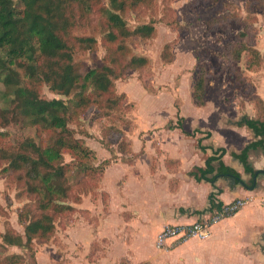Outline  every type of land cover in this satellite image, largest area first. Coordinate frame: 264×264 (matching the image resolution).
<instances>
[{
	"label": "rangeland",
	"instance_id": "1",
	"mask_svg": "<svg viewBox=\"0 0 264 264\" xmlns=\"http://www.w3.org/2000/svg\"><path fill=\"white\" fill-rule=\"evenodd\" d=\"M216 18L221 22L215 23ZM125 19L131 28L153 22L156 29L150 39L138 37L128 42V53L148 57L150 65L138 72L128 71L115 82L116 92L126 94L132 107H125L110 117L93 107L71 121L68 127L74 137L90 149L82 167L71 153L64 154V162L70 164L63 178L68 197L56 202L73 208L54 214L53 235L46 240L34 239L30 248L7 245L3 235L10 232L25 240V223L20 221V213L28 210L33 216H39L42 196L28 190L20 172H8L3 170L5 165L0 166V260L17 255L21 264H70L75 261L98 264L109 252L117 251L114 254L118 263L128 264V257L121 252L135 241L130 226L105 224L109 218L118 222V218L130 217L119 204L118 190H122L127 177L124 173L117 177L121 163L133 161L138 154H145L147 148L151 154L162 153L160 141L168 147H177V139L185 135L181 131L170 133V126L186 122L184 129L193 131L196 122H237L227 119L230 112L224 111L222 106L236 101L243 113L242 105H252L249 93L242 90L232 74H227V67H221L219 58L237 33L249 28L255 30L256 47L264 55V0H154L151 7L129 11ZM97 20L94 24H100L103 18ZM97 30L96 50L77 54V60L86 70L108 63L107 45ZM166 45H170V51L175 54L172 61L170 54L165 53V58L162 55ZM247 57L246 53L233 68L243 71L256 90L260 85L263 91L264 66L256 72L247 71ZM203 65L214 75L218 74L206 98L208 108L218 106L222 109V113L215 111L214 116L210 110L201 112L202 106H197L193 98L198 78L196 67ZM5 90L0 77V108L8 107L11 99ZM42 96L66 99L53 93L47 85L42 88ZM3 131L11 133L12 139L24 136L43 144L51 137L37 127L12 125ZM189 138H186L188 143ZM83 166L92 170L86 171ZM116 184L119 186L112 189Z\"/></svg>",
	"mask_w": 264,
	"mask_h": 264
},
{
	"label": "trees",
	"instance_id": "2",
	"mask_svg": "<svg viewBox=\"0 0 264 264\" xmlns=\"http://www.w3.org/2000/svg\"><path fill=\"white\" fill-rule=\"evenodd\" d=\"M105 2L0 0V77L5 93L11 96L9 106L0 108V166L5 165L3 170L8 172H20V176L26 179L28 190L42 196L38 206L39 216H33L34 213L28 210L20 213V221L25 223V240L6 232L3 241L7 245L30 248L34 239H50L55 228L53 215L73 208L56 202L68 197L63 178L70 164L64 162V154L71 153L81 167L85 165L83 160L90 155V149L82 140L74 137L69 124L93 107L104 111L106 117L119 113L125 107H132L126 94L116 92L115 82L128 71L138 72L150 65L148 57L128 53V42L138 37L152 38L156 32L155 23H143L131 28L125 15L132 10L151 7L154 0ZM98 17L103 18L102 22L94 24ZM214 22L220 23L221 19L216 18ZM96 30L103 35L102 41L107 45L108 63L86 70L77 60V54L96 50ZM77 31L81 34H77ZM255 35L253 28L237 33L219 60L221 67H227V74H232L242 90L249 93L255 106V117L244 114L238 125L248 127L260 139L232 155L242 162L247 173L257 177L264 172L253 168L249 153L252 149L264 151V99L251 79L243 71L233 68L234 63L241 61L246 53L247 71L256 72L264 66V55L256 47ZM165 53L170 54V61L174 59L170 45L164 48V58ZM196 69L198 78L193 98L197 106H204L210 85L218 74L215 72L214 75L204 65ZM45 85L66 99L43 97L42 88ZM12 125L37 127L51 134V137L44 144L24 136L12 139L11 133L3 131ZM183 126L184 122H181L169 129H182L186 135L193 137L204 134V138L198 139V146L205 151L208 147L203 146L202 142L211 138V132H203L199 128L187 132ZM225 153V148L214 150V155L207 158L206 165L197 167L190 174L198 181H215L221 174H230L242 182L241 175L222 161ZM215 162H218L217 174L209 179L208 176L216 172ZM83 167L86 171L92 170L88 166ZM244 186L255 189L257 184L252 180ZM211 199L213 208L223 205H216L213 196ZM21 263L17 255L0 260V264Z\"/></svg>",
	"mask_w": 264,
	"mask_h": 264
},
{
	"label": "crops",
	"instance_id": "3",
	"mask_svg": "<svg viewBox=\"0 0 264 264\" xmlns=\"http://www.w3.org/2000/svg\"><path fill=\"white\" fill-rule=\"evenodd\" d=\"M257 86L264 99V89L262 91L260 85ZM207 105L200 111L210 110L213 116L215 111H222L218 106L208 108ZM222 108L230 112L227 119L237 122H196L195 129L212 134L211 138L203 139V146L208 147L205 151L198 146V139L204 138V134L193 137L182 129H169L170 133L181 131L185 135L177 139V147H168L160 141L162 153L151 154L147 148L145 154H138L133 161L121 163L117 177L121 173L127 177L122 190H118L123 203L119 204L130 217L118 218V222L109 218L105 224L130 226L135 241L121 252L128 257V264H138L137 260L141 264H264V173L252 176L232 155L260 139L248 127L238 125L244 114L255 117V106L246 103L243 113L236 101ZM186 136L191 137L189 143ZM218 148L226 149L222 161L241 175L243 183L230 174H221L215 181H198L190 174L197 167H204L207 158ZM249 161L255 170L264 172L262 149H252ZM214 164L216 172L209 175V179L217 174L218 162ZM252 180L257 184L256 188L247 189L244 184ZM118 186L116 184L112 189ZM211 196L216 205H226L238 199L245 203L236 214L215 224L208 238L169 241L164 248L157 247L158 234L166 225L192 224L212 216L220 207L213 208ZM114 253L117 251L109 252L98 264H120ZM81 262L70 264H84Z\"/></svg>",
	"mask_w": 264,
	"mask_h": 264
},
{
	"label": "built area",
	"instance_id": "4",
	"mask_svg": "<svg viewBox=\"0 0 264 264\" xmlns=\"http://www.w3.org/2000/svg\"><path fill=\"white\" fill-rule=\"evenodd\" d=\"M244 201L235 200L222 205L212 216L198 220L192 224L166 225L157 237V247L164 248L169 241L184 242L192 238L206 239L210 236L212 227L223 219L236 214L243 206Z\"/></svg>",
	"mask_w": 264,
	"mask_h": 264
}]
</instances>
